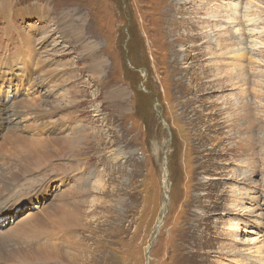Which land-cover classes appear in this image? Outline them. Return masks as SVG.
Wrapping results in <instances>:
<instances>
[{
    "label": "rangeland",
    "instance_id": "1",
    "mask_svg": "<svg viewBox=\"0 0 264 264\" xmlns=\"http://www.w3.org/2000/svg\"><path fill=\"white\" fill-rule=\"evenodd\" d=\"M1 95L49 143L0 202L34 264H264V0H0Z\"/></svg>",
    "mask_w": 264,
    "mask_h": 264
},
{
    "label": "bare ground",
    "instance_id": "2",
    "mask_svg": "<svg viewBox=\"0 0 264 264\" xmlns=\"http://www.w3.org/2000/svg\"><path fill=\"white\" fill-rule=\"evenodd\" d=\"M27 84L29 85L30 76L24 75ZM5 84L7 81H3ZM2 82V83H3ZM39 84L35 81L32 84L31 88H36ZM29 87V86H28ZM36 92V90H35ZM18 96L15 95L12 97L0 96V113L4 112L2 117H7L10 114L9 109H13L12 116H19V110L21 109L19 104L15 106H9L16 101H18ZM24 102V101H23ZM22 114L21 117L24 118ZM0 117V121L3 119ZM16 119V118H15ZM16 121V120H15ZM5 121L2 120V123ZM7 123V122H6ZM3 130V129H2ZM37 134V133H36ZM0 202L2 200H6L9 195L7 191H11L12 194L19 192L23 189L25 185L30 184V179L34 175V173L48 164V159L46 158L48 151L46 148L49 147V143L37 140H29L23 135V130L19 129L17 124L7 125L6 131H4L3 136H0ZM55 143V142H53ZM65 143H59L61 148H63ZM65 152V151H64ZM63 152V153H64ZM62 153V154H63ZM59 155L58 157H60ZM52 160V159H51ZM32 188H30L31 190ZM9 193V192H8ZM17 194V193H16ZM81 195V194H78ZM53 213L51 217L56 220L57 223L62 224L65 227L67 218L70 222V217L64 216L68 212L64 210L60 205L53 208ZM16 212V211H14ZM12 214L5 212L6 218H0V225L2 223H6L9 217L14 218L15 213ZM2 212H0L1 214ZM14 214V215H13ZM49 213L45 214V218H42L39 215L32 216L31 222L33 223V227L36 231L40 232L43 230L45 226L50 227L47 220H49ZM29 218H25L28 220ZM7 220V221H6ZM52 220V219H51ZM23 222V221H21ZM27 222H23L18 224L13 229L1 233L3 230L0 227V264H34L41 263L46 260L53 261L54 259L59 258L63 251L61 249L53 250V247L50 245L40 246L38 243L34 241H30L29 239L26 241H22L25 236L23 235L24 226ZM3 225V224H2ZM51 228V227H50ZM8 230V229H7ZM49 231V229H47ZM65 230V229H64ZM71 231V230H70ZM38 236V235H37ZM15 237V239H14ZM33 238V235L31 236ZM29 238V237H28ZM35 239L37 237H34ZM31 239V238H30ZM36 241V240H35ZM59 253V256L57 254ZM54 254V255H53ZM42 258V260H39Z\"/></svg>",
    "mask_w": 264,
    "mask_h": 264
}]
</instances>
